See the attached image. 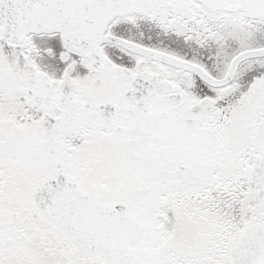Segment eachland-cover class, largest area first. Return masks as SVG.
Instances as JSON below:
<instances>
[{
    "label": "snow or ice",
    "instance_id": "1",
    "mask_svg": "<svg viewBox=\"0 0 264 264\" xmlns=\"http://www.w3.org/2000/svg\"><path fill=\"white\" fill-rule=\"evenodd\" d=\"M0 264H264V0H0Z\"/></svg>",
    "mask_w": 264,
    "mask_h": 264
}]
</instances>
